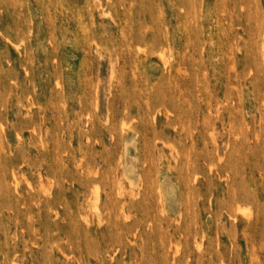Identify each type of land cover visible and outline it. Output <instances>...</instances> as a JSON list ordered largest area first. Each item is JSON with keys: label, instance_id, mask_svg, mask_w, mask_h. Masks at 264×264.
<instances>
[{"label": "rangeland", "instance_id": "1", "mask_svg": "<svg viewBox=\"0 0 264 264\" xmlns=\"http://www.w3.org/2000/svg\"><path fill=\"white\" fill-rule=\"evenodd\" d=\"M0 264H264V0H0Z\"/></svg>", "mask_w": 264, "mask_h": 264}]
</instances>
